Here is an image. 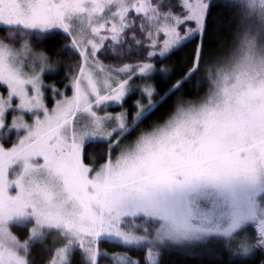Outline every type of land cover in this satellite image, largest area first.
Masks as SVG:
<instances>
[{
  "label": "snow or ice",
  "instance_id": "snow-or-ice-1",
  "mask_svg": "<svg viewBox=\"0 0 264 264\" xmlns=\"http://www.w3.org/2000/svg\"><path fill=\"white\" fill-rule=\"evenodd\" d=\"M222 3L240 19L231 43L206 55L208 0H0V86L7 90L0 129L12 112L17 132L11 146L0 142V264H31L30 244L52 232L62 246L49 264H73L76 252L80 264H99L108 255L101 241L147 248L144 264H159L161 245L210 238L232 255L264 256V0ZM57 30L81 63L72 95L50 109L41 79L50 59L17 38ZM198 37L191 67L154 101L150 59ZM125 45L147 46L148 59L106 65L97 58L106 48L120 57ZM201 71L202 96L181 97L163 120L142 126ZM135 76L145 78L148 103L137 101L131 121L126 112L101 114L123 104ZM96 141L107 143L104 162L89 156L86 163L85 147ZM28 222L21 241L11 226ZM111 259L140 264L127 253Z\"/></svg>",
  "mask_w": 264,
  "mask_h": 264
},
{
  "label": "trees",
  "instance_id": "trees-1",
  "mask_svg": "<svg viewBox=\"0 0 264 264\" xmlns=\"http://www.w3.org/2000/svg\"><path fill=\"white\" fill-rule=\"evenodd\" d=\"M211 4L207 16V30L203 35L204 50L210 48L211 50L218 49L220 44H223L224 39L227 38L226 33L232 25V18L229 15L228 9L224 7L222 0H210ZM172 5H177L179 0H170ZM176 11L180 9L175 8ZM182 28L184 26H181ZM131 33H129V39ZM67 36L58 31L40 36V44L50 54L55 56H61L65 54V44ZM199 37L192 39L190 42L185 43L183 46L174 50L172 53L165 57H152V62L156 67L165 69V71L159 70L155 76L153 82L156 89L155 100H158L161 96L167 92L171 86L179 80L191 67V55L193 50L197 46ZM150 49L147 46L141 47L136 45H125L124 54L120 57H116L112 54L110 49H104L97 54V58L100 59L106 65H122L123 63H139L140 61L148 59L147 52ZM49 79H55V76H49ZM59 82L58 77H56ZM204 79H201L199 75H194L187 83L183 84L180 89L158 106L155 112L152 114L150 120L145 121L142 126H146L151 121L163 120L172 110L181 97L185 99L196 98L202 91H204ZM204 86V87H203ZM128 96L125 102L130 103ZM134 133V132H133ZM132 134V133H131ZM100 143V142H97ZM97 143H93V146H97ZM104 143V142H102ZM88 151V147H85ZM85 158L87 159V153ZM12 230L21 239L25 238L28 233L27 226H13ZM251 231V229H249ZM99 247H106L110 252L127 253L130 256H136L139 258L140 264H144L145 255L144 250L135 249L130 250L127 247L119 246L115 242L101 241ZM51 255V247L47 241L37 242L30 245L29 260L31 264H47ZM264 259L259 252L249 256H235L225 251H207L203 253H192L181 247L171 246L163 249L160 252L159 264H260V260ZM81 254L76 252L73 257V264H80ZM99 264H112V259L109 255L99 258Z\"/></svg>",
  "mask_w": 264,
  "mask_h": 264
},
{
  "label": "rangeland",
  "instance_id": "rangeland-1",
  "mask_svg": "<svg viewBox=\"0 0 264 264\" xmlns=\"http://www.w3.org/2000/svg\"><path fill=\"white\" fill-rule=\"evenodd\" d=\"M208 2L210 5L211 1L208 0ZM228 12L232 18V23H231L232 25L230 26V29H228V31L226 33L227 38L224 39L223 44H220L218 46V49L211 50L210 48H208L206 50V55L218 54V53L222 52L228 44L231 43L232 32H233L234 28L237 26L236 22L238 19H240V16H239V10H237L235 8L228 9ZM192 26H194V25H192ZM2 35H3V33H0V36H2ZM24 40H27L31 44L34 51L43 52L50 59V67L46 68L45 71L41 74V79H42V82L44 85V88H43L44 101H45L46 105L51 109L55 106L56 100L61 99L63 95H67V96L72 95L71 81H72V77L78 71V66L81 63V58L77 52L70 49V39L68 37H67L66 43H64L65 48H66L65 54L61 55V56H55V55L50 54L48 51H46L42 47V45L40 44V36H25L23 38H17V43H22ZM132 64H136V63H132ZM155 69L156 70L152 73L151 77L147 81L148 83L152 84L153 86H154L153 82L155 80V76H156L157 72L159 70H161V68L155 66ZM197 75H199V77L201 79H204L202 71L198 72ZM49 76H52V77L55 76V79H53V78L49 79L48 78ZM56 77L60 78L59 82L56 80L57 79ZM144 83H145V78L140 77V76L133 77V80L130 82L131 89L129 91V94L125 97V100H126V98L128 96L132 95V97L130 98V103L127 104L124 100L122 105L110 104L108 106L102 107V109L100 110L101 114H103L104 111H107V112L111 113L113 116H116L121 112H126L128 121H131L135 112L137 111V107H136L137 101H140L142 104L148 103L147 98L142 94V91H141V88H142ZM204 86H205V84H204ZM54 90H56V91H54ZM206 90L207 89L205 86L204 91H202V93H200V95H198V96H202ZM57 93H59V94H57ZM0 94H3L4 96L7 95L6 87L0 86ZM153 99L155 101V99H156L155 96ZM191 99H193V98H191ZM16 102L17 101L14 100V103H16ZM16 114H19V113H16ZM12 119H13V113L12 112L7 113L6 119H5V128L0 129V142L4 143L6 146H11V144L16 142V140H17L16 130L15 129L10 130ZM25 119L29 120V122H30L29 114H25ZM112 125L115 126L114 121L112 122ZM135 134H136L135 132L130 134L128 137H126L122 141V143H127L128 141L133 139ZM97 142H100V143H97ZM93 143H97V146H93L92 145ZM86 147H88V151L86 152L87 153V159L85 158L86 163H92L93 162L92 160H90L88 158L89 156H95L96 157L95 162L97 165L104 162L105 154L107 152V143L106 142H104V143H102V141L91 142V143H88L86 145ZM85 151H86V149H85ZM118 151H119V149H116L114 151L113 155L117 154ZM23 225L27 226L28 233H27V236L25 238H23V239L20 238L21 241H24L25 239L28 238L29 233H30V229L33 226L32 222H28V223L23 224ZM13 226H20V225L13 224L11 226V230H12ZM12 232L14 233L13 230H12ZM14 234L17 235L16 233H14ZM43 241H47L51 247V255L47 261V264H49L50 260L55 255L56 248L62 246V241L56 232H52V233L48 234ZM210 241L211 242H195L192 244H185V245H171V244L161 245L156 250L161 252L165 248H168L171 246H176V247H181V248H183L189 252L196 253V254L207 252V251H209V252L210 251H213V252L225 251V252L229 253V251L223 247L220 238H210ZM99 248H100L101 252H106L110 257H112L113 254L117 253V252L116 253L110 252L106 247H99ZM143 250H144V255L146 257L147 248H143ZM118 253H120V252H118ZM127 255H129V254H127ZM235 256H237V255H235ZM130 257L139 261V258L136 256H130ZM112 264H113V261H112Z\"/></svg>",
  "mask_w": 264,
  "mask_h": 264
}]
</instances>
